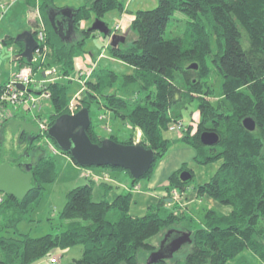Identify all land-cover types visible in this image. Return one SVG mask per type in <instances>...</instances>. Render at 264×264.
<instances>
[{"label":"trees","instance_id":"16d2710c","mask_svg":"<svg viewBox=\"0 0 264 264\" xmlns=\"http://www.w3.org/2000/svg\"><path fill=\"white\" fill-rule=\"evenodd\" d=\"M25 1L27 9L34 11V39L41 26L45 30L44 44L50 49L45 64L56 67L63 77L73 72L74 59L82 52L85 40L95 33L89 26L80 29L79 23L92 17L101 19L111 10L124 11L118 0H85L82 6L71 9L74 35L67 41L55 31L50 19L56 15L55 20L66 28V19L60 15L65 8L56 7L54 0ZM177 12L184 15L183 21L174 17ZM133 16L127 32L131 38L108 47L110 57L128 66L122 84L133 88V96L109 91L118 75L97 67L84 81L80 106L88 109L89 104L99 103L141 134L139 143L154 152V161L142 177L146 180L172 142L190 146L195 153L193 160L199 165L219 162L214 175L198 185L197 191L230 211L224 214L208 210L203 227H197L167 196L169 206L162 198L144 215L134 217L129 214L131 193H121L109 201L107 195L112 187L88 177L85 184L66 194L59 218L71 221L67 229L37 238L27 234L8 236V230L28 220L44 185L56 178L55 163L38 146L44 154L31 166L33 189L22 200L1 194L0 264H35L50 256L53 249L76 245L82 247V254L74 264H138L141 252L158 249L150 239L161 232L164 238L169 230L190 234L185 258L182 262L172 260L171 264H242L244 259L238 257L244 251L264 262V0H157L154 8L137 10ZM7 38L3 42L14 46L20 66L32 65L19 57L22 43L14 37ZM212 72L216 80L221 79L217 98L210 83ZM45 87L50 91L51 110L46 118L50 126L59 116L69 113L71 81L49 82ZM40 89L44 90L43 85ZM193 103L196 108L188 117L191 119L195 111L198 114L194 128L192 121L182 120V110ZM246 117L255 122L253 131L243 127ZM176 121L183 122V135L169 140L165 132ZM204 131L217 133L216 145L200 142ZM87 134L93 143L102 140L91 123ZM132 141L133 135L121 143L130 145ZM32 148L35 147L29 150L34 154ZM33 154L29 152V158ZM114 169L120 168H111ZM183 170H188L185 164L171 173L166 191L179 192L188 186L193 174L190 180L181 181L179 174ZM130 179L132 185L139 181ZM96 188L101 190L97 200ZM184 223L186 226L181 228ZM154 264L168 262L163 259Z\"/></svg>","mask_w":264,"mask_h":264},{"label":"rangeland","instance_id":"374dc122","mask_svg":"<svg viewBox=\"0 0 264 264\" xmlns=\"http://www.w3.org/2000/svg\"><path fill=\"white\" fill-rule=\"evenodd\" d=\"M118 1H120L123 4V6L128 3L129 11H132L134 13L136 12V10H138V8L139 9L141 8L139 7V5L142 3H144V5H142V9L144 10L154 8L157 5V0H153V2L152 0H129L128 2L127 0H118ZM11 4L12 3H10L9 5ZM1 5H3L4 9H7L9 7V5H5V4H1ZM114 13L117 14L119 12L117 10H111L107 12L106 14H104L100 19L108 26L110 31H112L111 35L115 34L114 24H113L114 19H115L113 16L115 15ZM174 17L179 19L180 21H183L185 19L184 15L179 12L175 13ZM38 20H39V23L43 25L40 15H39ZM94 20H95V17H92L90 21H86V27L88 26L90 27ZM23 21H25V17L14 18L12 20L10 18L4 17L1 19L0 27L7 30L10 35L16 37L18 34H20L19 29L20 27H22ZM40 29H42L44 32V40H45L44 27L41 26ZM121 35L124 36V38L127 37V40L131 38V35L129 38V36H127V33L121 34ZM108 37L109 35L103 36L102 34L96 33L95 36L88 37L85 40L82 48H84V51L91 52L95 57H97L99 54H102L103 58H100L98 62L99 68L110 69L118 75V78L116 79L114 85L109 91L115 92L116 94H122L124 97L133 96V93H132L133 88L131 86L124 87L122 84L123 75L129 72V68L123 62L110 57L109 50H108V44L110 40ZM48 52H50V49L47 47V54ZM47 54L44 60L43 61L41 60L42 62L38 61L39 63H36V64L32 63V65L30 66L32 70L33 83H31L28 88H31L30 90L32 91V93L30 92L29 93L36 100L35 101L36 108L32 109L31 111H29V109H26L23 106H19L18 110L11 109V112L9 113V115L6 117V119L3 122L7 123L9 120L20 118V116H23L24 118H27L34 122L36 118L37 119L40 118V122L43 120H46L51 110L50 100H49L50 91L48 87H45L46 89L44 88V90H41L39 88H41V85L47 86L49 84V81L50 82H55V81L62 82L65 80L71 81V89H70L71 99L73 98L74 94L77 93L78 90L82 87V84L79 83L77 80H75L74 74L67 75L64 78L63 76L58 74V72L56 71L57 69L56 67H54L53 65L46 66L47 64L45 63L48 57ZM11 59H12L11 51L8 48L0 45V80L5 77L10 76V78L6 81V82H9L19 72V68L18 70H16L13 67V63ZM77 71L80 72L82 70L77 69ZM91 77L92 76L90 75L88 76L87 79ZM210 78H211L210 83H213V88H212L213 94L215 98H217L220 93L219 86H220L221 79L217 77L218 80H216L214 72L211 73ZM44 91H47L49 93L48 98L41 97V93ZM79 97L81 98V94L79 95ZM73 104L76 107L75 111H78L80 108H82L80 106L81 102L79 101H78V104L74 103L73 101ZM195 108H196V103H193L192 105H190V108L188 107L186 110H182L183 122L187 123L189 122V120L192 121L193 128L196 127L195 120L198 119V114L195 111L192 113L191 119L188 116H189L190 110H195ZM19 110H21V112H18ZM88 112H89V118L91 121V125L95 133L97 134V136L100 137L101 139H108V138L112 139L111 138L112 136L114 138V141L121 143V142L126 141L131 135H133V141H132L133 144L139 143L141 139V134L137 130L134 131L131 127L129 128L128 127L129 125H127L126 122L121 121L118 118H115L113 114L109 110H107L105 107H103L101 104L95 103V102L89 104ZM16 113L19 114L20 116L18 117ZM47 125H48V122H47ZM183 130H184L183 127L181 128L179 132L174 129H168L165 132V136L169 140H175V139L180 138L183 135ZM10 136L11 135H8L6 144L12 146L13 143L11 142ZM51 142L52 141L48 137L45 139L43 137H39L38 143H36L34 146L35 148H32L34 149V154L32 151L28 149V153L30 152L33 155L27 160V162L35 163L38 157L44 154V152L40 151L38 148V146L42 147L45 150V153H47L48 156L55 163L56 178L53 182H49L44 185V190L42 192V195L40 196L32 212H30V214L28 215V220H22L20 223L17 224L15 229L8 230L6 233L8 234V236L17 237L19 236V234H27L32 238H37V237L43 236L48 233L57 234V233L64 231L65 229H67L68 223L71 221L63 222L59 218V213L62 210L66 202L67 192L77 186L85 184L87 182L88 176L91 177L92 180L101 179V176H90L91 174H94L92 170H100V169L111 170V167L81 168L77 166L71 160L69 155L63 154L54 143L53 145H55L58 152L53 153L52 150L48 146V144L49 143L51 144ZM182 145L184 144L179 143V142H172L166 155L154 163L152 171L154 172L158 170L159 164L163 160H164L163 163L166 160H169L168 164L169 165L172 164L175 161V160L172 161L173 156H174L173 153L177 149L183 151L182 152V155H184L183 161H185L188 158L192 159L191 152L193 150L191 149V147L182 146ZM10 146H8V149H9V153L11 154L16 153L17 151H22L24 148L23 146L17 147V148H11ZM117 171L124 173L125 179L127 180L130 179L129 178L130 176H128L129 174H127L124 170L119 169ZM183 171H187V170H183ZM192 183L195 185L197 183V180L193 178ZM137 184H140V185L146 184V179L145 178L139 179ZM118 190L122 192V188H118ZM172 191H176L177 195L180 194L179 193L180 191L177 192V190L175 189H173ZM171 193L169 194L166 193L165 198H168L167 196L171 197L172 196ZM1 194L2 193H0V196ZM97 194H98V190L94 189V198L96 200L99 199ZM178 197H179V202H175V203L177 205H181V207L184 209L185 202L182 203L181 195H179ZM200 207H203V205H201ZM191 212L194 216L195 225L197 227H203V224L201 222L204 220L203 216L206 212L205 211H204L205 213L202 212L201 209L198 211V209L196 208H191ZM150 242L154 244L155 246H158V249L162 247L165 244L164 238H162V232L160 233V235L150 239ZM189 249H190L189 244H184L176 252L173 253L172 257H167L166 261L168 262V264H171L172 260H179L182 262L183 259L185 258V255L188 253ZM81 254H82V247L80 245H76L71 248H67L65 250L53 249L50 252V256L47 257V259H49L48 263L45 262L46 259L44 258L39 262V264H50L49 262L50 258H55L56 261H58V264H74V260L79 259L81 257ZM150 254L151 253L149 252H141L139 255V259H138V264H146V261ZM248 259L250 261L249 264H254V262L251 261L249 256H248Z\"/></svg>","mask_w":264,"mask_h":264},{"label":"water","instance_id":"95a60500","mask_svg":"<svg viewBox=\"0 0 264 264\" xmlns=\"http://www.w3.org/2000/svg\"><path fill=\"white\" fill-rule=\"evenodd\" d=\"M60 15L66 19V28L63 22L55 20L53 15L51 23L55 31L61 36L67 37L73 31V15L71 9L65 8L60 11ZM91 31H97L104 36L110 34L108 26L100 19H95L89 27ZM24 44V49L20 56L31 63L33 52L37 46L32 33L24 32L15 37ZM125 41L122 35H111L110 46L115 47ZM190 68H196L191 65ZM22 89L21 86H18ZM88 109L83 107L74 114H63L47 128L46 136L54 142L58 149L67 153L71 160L79 167H111L120 168L128 172L133 179H141L150 169L154 161V152L145 148L140 143L123 144L110 138L102 139L99 143H93L87 130L90 126ZM7 124H12L15 129L22 124L24 129L30 132H38L36 122H26L9 120ZM34 128H29L30 126ZM243 127L248 131H253L255 122L252 118L246 117L242 120ZM28 126V127H27ZM6 125L0 128V193L5 196H12L17 200H22L35 186V180L31 173V165H26L23 171L20 164V157L27 155L23 151L18 156H4V141ZM200 142L205 146H214L218 142V135L214 131H204L200 134ZM181 181H188L191 175L188 171L179 174ZM190 242V234L186 231L169 230L164 236V245L151 252L146 264H154L160 260L172 257L181 246Z\"/></svg>","mask_w":264,"mask_h":264},{"label":"crops","instance_id":"0c3cea01","mask_svg":"<svg viewBox=\"0 0 264 264\" xmlns=\"http://www.w3.org/2000/svg\"><path fill=\"white\" fill-rule=\"evenodd\" d=\"M14 1V2H13ZM38 1V0H37ZM129 0H127L128 2ZM153 2V0H152ZM12 3L11 5H9ZM26 1L25 0H0V5L5 4L9 5L7 9L0 8V22L1 19L4 17L10 18L11 20L14 18L19 17H25V21H23L22 27L19 29V33L24 32H30L34 29V25L32 23V19L34 16V11H29L27 7L25 6ZM85 3V0H54V5L59 8H69V9H77L78 7L82 6ZM142 5L144 3L140 4L138 10H144L142 9ZM137 11V10H136ZM132 11H129V4L127 3L124 5V11L122 13H117L114 16V27L116 25H119L121 29L119 31H116L115 34L121 35L128 32V28L130 25V22L133 20ZM39 15H37V19ZM102 21V20H101ZM79 28H86V22L82 21L79 23ZM23 31V32H21ZM96 33H99L95 31ZM112 33V31H110ZM94 33V36L95 34ZM100 34V33H99ZM19 35V34H18ZM71 35V38L74 34L70 33L67 37H64L65 40L70 41L69 37ZM0 45L8 48L12 53V63L13 67L18 70V68H21L20 62L17 60L15 55L14 46L10 45L7 46L3 40H7V37H14L9 34L7 30L0 27ZM15 38V37H14ZM110 40V37H108ZM20 41V40H16ZM23 45L22 41H20ZM110 44V42H109ZM108 44V47L110 46ZM17 45H15L16 47ZM19 47L17 46V49ZM23 51V50H22ZM19 57H21L19 55ZM22 58V57H21ZM103 58L102 54H99L97 57H95L91 52L84 51V48H82V52L79 54L78 57L74 59V70L71 73V75H76L77 69H81L84 73H88L90 71L89 76L92 74L95 68L99 67V59ZM23 59V58H22ZM24 60V59H23ZM25 61V60H24ZM10 78V76L5 77L0 80V87ZM65 78V77H64ZM18 112H21L19 110ZM16 115L19 117L20 115L16 113ZM34 116V115H33ZM23 116H20L22 118ZM24 118V117H23ZM130 128V126H128ZM182 146H188V145H182ZM182 148V147H181ZM180 148V149H181ZM192 149V148H191ZM186 150V149H185ZM193 150V149H192ZM181 150L177 149L174 151L173 160H175L172 164H168L169 160H166L164 163L161 161L159 164V169L153 172V175L149 180H146V184L140 185L135 184L132 185L131 179H125L124 173L117 171V170H106V169H100V170H92V172L95 174L94 176H101V179L97 180L98 182L101 180L102 182H105L109 184L112 188L110 192L107 195V200L112 201L117 195L125 192L131 193V203L129 205V214L134 217L142 216L144 215L150 206L155 205L160 199H164L166 201V205L169 206L171 204L170 198H165L166 193H171L172 190L169 192L165 190V187L168 184V177L171 175V173L178 170L180 167H182L183 164L187 166V171L189 173L193 174L192 179H196L197 183L194 185L192 183V180L189 182L188 186L182 190H180L181 200L182 203L185 202L184 209L181 207V205L174 204L176 207H179L182 213L186 216L187 219H191L195 225L194 216L191 212V208H196L198 211L201 209L202 212H207L208 210H214L217 212H221L226 214L230 211V208L227 206H222L218 202H216L214 199L210 198L206 194L200 195L197 191V186L202 185L210 180V178L214 175L217 168L219 167V162L211 163L208 165H199L196 162H194V150L191 152L192 159H186L183 161L184 155H182ZM185 152V151H184ZM183 161V162H182ZM191 175V174H190ZM127 176V175H126ZM129 176V175H128ZM130 178V177H129ZM97 184V183H96ZM118 188H122V192L118 190ZM98 190L97 196H100L101 190L99 188H96ZM203 205V207H200ZM204 212V213H205ZM205 215V214H204ZM203 216V215H202ZM201 218V217H200ZM204 219V216H203ZM204 220L201 222L203 224ZM186 225L185 223L181 225V228H184ZM180 231V230H179ZM248 256L250 257L251 261L254 262V264H264L256 255H254L250 251H244L240 257L243 258L244 262L242 264H249L250 261L248 259ZM45 262L48 263L47 257L45 258ZM51 259V258H50ZM41 261V260H40ZM38 261L35 264H39ZM50 262V261H49ZM50 264H58V261L56 263Z\"/></svg>","mask_w":264,"mask_h":264},{"label":"built area","instance_id":"2783aa9c","mask_svg":"<svg viewBox=\"0 0 264 264\" xmlns=\"http://www.w3.org/2000/svg\"><path fill=\"white\" fill-rule=\"evenodd\" d=\"M0 8H3V5H0ZM119 29L120 27L118 25L114 27L115 32L119 31ZM111 34L112 33L110 32L109 37L111 36ZM35 40L37 42V46L33 52L31 64L39 63L38 61H41V60L43 61L47 54V46L44 44V32L42 29L38 31V34L36 35ZM30 66L31 65H24L21 68H19V72L15 75V77L13 76L14 78L11 79V81L4 83L0 87V127L3 121L6 119V117L11 112V109L18 110L19 106H23L26 109H29V111H31L32 109L36 108L35 106L36 100L33 98L32 95H30V93H32V91L30 90L31 88H28L30 84L33 83L32 70ZM89 74H90V71L88 73H84L80 71L76 73V75L74 76L75 80H77L79 83L82 84V87L78 90L77 93L74 94L73 98L69 102V105H68L69 114H74L76 112L75 111L76 107L74 106L73 101L74 103L78 104L79 95L84 90V87H83L84 81L88 78ZM18 86H21L23 88L20 89ZM44 88H45V85H43V89ZM41 97L48 98L49 93L47 91H44L41 93ZM35 122L38 126V131L40 133V136L43 137L44 139L47 138L46 136V130L48 128L47 121L43 120L40 122V118L39 119L36 118ZM182 127H183L182 122L176 121L170 125L169 129H174L179 132ZM49 144L48 146L52 150L53 153L58 152L55 145H53V142H51L50 145ZM94 175L95 174H91L90 176H94ZM171 194H172L171 196L172 200H174L175 202H179V197H178L179 195H177L176 191H172ZM2 201H3V196L1 195L0 203ZM50 262L56 263V259L51 258Z\"/></svg>","mask_w":264,"mask_h":264},{"label":"flooded vegetation","instance_id":"af4514ba","mask_svg":"<svg viewBox=\"0 0 264 264\" xmlns=\"http://www.w3.org/2000/svg\"><path fill=\"white\" fill-rule=\"evenodd\" d=\"M24 119H25L26 122H31L32 121V120H29V119L23 118V117L22 118H16V119H13V120L22 121ZM3 125H6L5 133H6V137H7L5 139V142H4L5 143L4 144V156H5V158H7L9 156H18L23 151H26L27 155L20 157V164H19L20 168L24 171L26 165H29V166L31 165L32 166L31 162H27V160L29 159V153H28L27 150L30 147L35 146L36 143H38V139H39V137H41L40 133H39V131L38 132L27 131V130H25L26 128L24 129V125H22V124H20L17 127V129H15L12 124H7V123L3 122L1 127ZM29 128L36 129V127L33 126V125L30 126ZM8 135H11L10 139H11V142L13 143L12 146L6 144L7 139H8ZM8 146H10L11 148H17V147L23 146L24 148H23L22 151H17L16 153H12L11 154V153H9ZM0 151H1V148H0Z\"/></svg>","mask_w":264,"mask_h":264}]
</instances>
